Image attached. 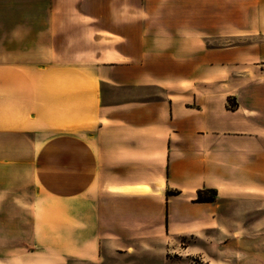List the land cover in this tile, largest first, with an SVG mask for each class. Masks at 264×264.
<instances>
[{"label":"crops","instance_id":"obj_1","mask_svg":"<svg viewBox=\"0 0 264 264\" xmlns=\"http://www.w3.org/2000/svg\"><path fill=\"white\" fill-rule=\"evenodd\" d=\"M249 62L264 0L0 1V264H115L223 227L226 199L264 192V78L229 80ZM18 206L32 245L3 256Z\"/></svg>","mask_w":264,"mask_h":264},{"label":"rangeland","instance_id":"obj_2","mask_svg":"<svg viewBox=\"0 0 264 264\" xmlns=\"http://www.w3.org/2000/svg\"><path fill=\"white\" fill-rule=\"evenodd\" d=\"M5 2V0H0ZM116 3L119 0H115ZM238 15L229 12L233 19ZM239 40V39H237ZM236 39L228 37L219 45H232ZM242 69V74L237 71ZM232 75L229 80L232 85L255 82L264 78V65L255 66L251 62L232 66ZM229 105L234 101L228 99ZM35 190L26 187L22 191L16 190L15 197L23 196L30 199ZM206 192L203 196H212ZM222 209L227 212L225 225L221 228L214 227L202 230L197 236L181 237L172 233H164L158 240L151 239L142 244L138 250L131 249L127 253L117 251L105 252V256L115 264H264V192H247L242 197L226 199ZM25 208L14 207V236L2 237L3 256L7 255L6 248H10L13 241L14 249L17 247L30 248L31 221L30 214H22ZM6 216L10 217L12 211L5 208ZM7 225L6 227H9ZM201 228L204 226L200 225ZM58 237H45L46 244L53 243ZM17 250V249H15ZM15 252V251H14ZM69 264H94L89 260L74 261Z\"/></svg>","mask_w":264,"mask_h":264},{"label":"trees","instance_id":"obj_3","mask_svg":"<svg viewBox=\"0 0 264 264\" xmlns=\"http://www.w3.org/2000/svg\"><path fill=\"white\" fill-rule=\"evenodd\" d=\"M206 192H214L211 189H204V190H198L197 192V197H196V201L199 202H208V201H213L214 200V195L212 196H203L204 193Z\"/></svg>","mask_w":264,"mask_h":264},{"label":"bare ground","instance_id":"obj_4","mask_svg":"<svg viewBox=\"0 0 264 264\" xmlns=\"http://www.w3.org/2000/svg\"><path fill=\"white\" fill-rule=\"evenodd\" d=\"M121 190L142 192V191L146 190V188L138 186V187H134V188H122Z\"/></svg>","mask_w":264,"mask_h":264}]
</instances>
